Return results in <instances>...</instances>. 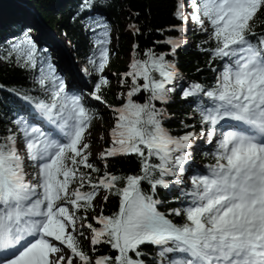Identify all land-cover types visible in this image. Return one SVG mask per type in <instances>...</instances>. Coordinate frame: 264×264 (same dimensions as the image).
I'll use <instances>...</instances> for the list:
<instances>
[{
	"label": "snow or ice",
	"instance_id": "snow-or-ice-1",
	"mask_svg": "<svg viewBox=\"0 0 264 264\" xmlns=\"http://www.w3.org/2000/svg\"><path fill=\"white\" fill-rule=\"evenodd\" d=\"M93 2L83 0L82 9ZM189 7L191 14L186 15L183 0H178L174 15L208 32L215 47L206 51L227 62L213 87L193 84L183 98H207V104L201 99L197 111L201 125H207L209 143L218 125L228 130L216 141L207 174L193 175L191 188L182 191L185 206L168 213L159 210L161 201L154 196L158 187L184 183L196 136H172L162 124L164 113L153 103H166L175 90L169 87L176 78L175 65L152 51L146 53L147 60L131 64L125 76L132 77L133 87L125 102L113 109L112 146L101 158L134 154L141 160L142 174L121 177L105 172L93 182L81 167L100 171L89 162L86 138L95 113L81 95L66 90L50 63L37 57L36 44L27 33L12 45L10 55L15 54L21 66L36 69L40 60L35 82L49 99H24L55 127L45 130L20 117L14 121L17 132L9 130L0 137V264H73L74 259L80 264H145L139 259L145 255L142 245L158 247L160 256L175 254L170 264H264V34L255 31L264 19V14L257 16L264 0H191ZM97 24L103 28L95 41L98 59L90 63L103 73L109 63L110 29L106 23ZM168 43L175 54L179 45ZM107 85L101 75L92 98L104 103L101 92ZM140 92L149 93L147 102L133 99ZM199 134L203 136V129ZM153 157L159 163H151ZM26 161L35 169L31 178ZM122 180L124 185L117 187ZM143 181L151 185V194L142 188ZM85 182L90 191H81ZM74 183L78 186L72 188ZM100 189L120 197L119 211L98 217L101 228L86 227L92 232V245L109 244L118 255L92 260L80 247L78 235L84 233L79 228L84 225L78 227L75 213L87 211ZM170 216H182L183 223ZM65 249L70 254L57 255Z\"/></svg>",
	"mask_w": 264,
	"mask_h": 264
},
{
	"label": "trees",
	"instance_id": "trees-1",
	"mask_svg": "<svg viewBox=\"0 0 264 264\" xmlns=\"http://www.w3.org/2000/svg\"><path fill=\"white\" fill-rule=\"evenodd\" d=\"M82 3L83 0H0V58L3 59V62H0V137L8 135L9 130L17 132V125L14 123L16 119L24 117L29 120L36 117L31 113L34 105L24 99L25 96L46 101L49 99V96L45 95L35 82L39 76L40 60L38 59L36 69L21 66L20 63H17L16 55H10L12 45L23 39L27 33L36 44L37 57L42 58L45 55L44 51L30 31L37 32L39 29H43L45 32H49L51 38L55 33H58L65 36L66 41L70 43L74 60L81 63L77 69L82 71L84 67L89 68L88 64L91 59H98L95 46V41L98 38L97 33L100 30L98 21L100 24L106 23L109 28H114L119 32L121 36L118 46L120 54L122 56L131 55L129 65H124L122 62L110 65L118 78L116 86L123 88L127 93L133 87L132 77L125 76V73L131 71V64L137 60H147L146 53L149 51L156 55H164L166 60L175 65V72L182 76L186 84H180L173 92L169 93L166 103L153 101L157 109L164 113L163 126L174 137H182L186 133H195L201 129L206 130L207 125L200 123L197 108L201 99L207 104V98L189 97L185 99L183 92L193 84H201L206 88L213 87L226 60L213 59L212 53L206 51V49L215 47V42L208 38V32L196 30L190 34L191 42H187L186 24L174 15L178 0H94L91 8L87 9H82ZM91 13L96 14L98 19H91ZM122 14L125 15V21L128 22L132 33L129 42L124 39L122 25L125 21L122 20ZM262 14H264V9L257 16L260 17ZM29 23L33 27H28ZM37 26L40 28L38 29ZM93 28L95 31L92 30ZM180 28L185 30L180 31ZM136 29H139V32ZM255 31L258 34H264V19L256 24ZM168 41L176 42L179 45L175 48V54H173V44ZM50 62L49 60L48 63ZM90 67L93 72V67ZM156 75L158 76V73ZM85 79L89 82L90 87L92 84L98 83L93 75H88ZM139 83L142 84L143 81H139ZM115 90L110 86H102L101 95L104 103L93 98L90 99V97L86 100L83 99L86 107L95 113L94 120L100 117L99 104L115 109L125 102L118 98ZM91 94L92 92L88 93L89 96H92ZM148 96L149 93L140 92L133 99L138 103H145ZM219 131L222 132L221 129ZM19 138L18 134L17 140ZM111 146L112 144L109 145L105 139L102 145L103 150ZM215 148L201 146L198 152H194V158L208 166L214 163L212 154ZM150 162L159 163L155 157ZM102 164V166H95L100 169L99 172H92L91 169L83 167H81V171L91 175L93 182L102 178L105 172L121 177L142 174L141 160L134 154L106 157L102 159ZM31 170L35 172L32 167ZM165 179L174 180L175 178L165 177ZM124 183L123 180L118 182L117 187H122ZM174 185V183L170 184L166 189L157 188L154 198L161 201L158 207L162 212L168 213L171 209L185 206L182 191ZM77 186L78 184L74 183L71 187ZM142 188L151 194V185L146 181L142 182ZM190 188L185 186L183 190ZM90 190V186L85 182L81 191ZM101 191L105 190L100 189L99 193ZM106 196L108 198L104 199L99 211L95 208L93 200L87 211L80 209L75 213L78 217L77 223L84 225L79 230L84 235L77 234L80 247L92 260L102 256L115 257L118 255L109 244L92 245L91 239L89 243L86 241L85 232L91 231L86 227L88 224L94 228H101L102 225L97 223L98 217L101 215L110 217L119 211L120 197L108 192H106ZM70 211L75 210L70 207ZM169 218L177 224L183 223L182 216H170ZM141 249L145 255L139 259H143L145 264H162L161 259L156 256L157 250L153 245H142ZM130 255L132 254L130 253ZM171 259L166 260L170 261Z\"/></svg>",
	"mask_w": 264,
	"mask_h": 264
},
{
	"label": "rangeland",
	"instance_id": "rangeland-1",
	"mask_svg": "<svg viewBox=\"0 0 264 264\" xmlns=\"http://www.w3.org/2000/svg\"><path fill=\"white\" fill-rule=\"evenodd\" d=\"M183 3L185 5V14L190 15L192 9L189 7L191 4V0H183ZM91 19H98V16L94 13H91ZM122 20H126V17L124 14H122ZM4 17V16H3ZM26 24V22H23ZM123 34H124V39L126 41H130L132 33L129 28L128 22L125 21L123 23ZM28 27H33L30 23L28 24ZM36 27V26H35ZM38 27V26H37ZM187 27V42L190 43V34L196 30H200L197 25L191 19H189L186 23ZM40 27H38L39 29ZM100 29L97 33L99 37V33L103 31V28L98 26ZM109 38H110V43L107 45L109 49V63L105 67V70L103 73H98L97 70L94 68V66L89 63V68L84 67L82 71H79L77 68L81 64L77 61L74 60L72 53H71V48H70V43L66 41L65 36H61L58 33H55L54 37L51 38L49 36V32H45L43 29H39L37 32H31L32 36L38 41L41 49L44 51V56L42 57L44 60L45 64H48V61L50 60V64L53 66L55 73L57 76L62 78L66 84V90L69 91L72 94H77L81 95L83 99H87L90 97L92 99V96H89L88 93L94 91V86L95 84H92L91 87L88 84L89 82L86 81V77L88 75H93L96 79V81L99 82L100 76H104L108 80V85L110 87H113L118 95V98L122 101L126 100V92L123 88L117 87L116 84L118 82V78L116 76V72H114L113 68L110 67L112 63H120L122 62L124 65H129L131 63V55L127 54L125 56H122L120 54V51L118 49V46L120 44V39L121 36L119 35V32L115 30L114 28H109ZM45 32V33H44ZM92 32V30H91ZM8 38V37H5ZM227 62V58H225ZM0 62H3V59L0 58ZM225 62V63H226ZM39 68H40V63H39ZM90 66L93 67V72L90 70ZM75 77V78H74ZM76 80V81H75ZM76 82L77 86L76 88H72V83ZM186 84V81L183 80L182 76L178 73H176V78L173 81L169 87L171 88H176L180 84ZM72 89V90H71ZM44 93V92H43ZM45 95L49 96V94L44 93ZM100 109V117L97 120H94L92 123V126L89 128L88 132L86 133V138H87V143L89 144V149L88 151L91 153V156L89 158V161L93 163L95 166H102V158H101V153L104 151L102 145L104 143V140L106 139L109 143V145L112 144V138L110 136V132L112 128L114 127L115 120H116V114L114 113L113 109L111 107H105L102 104L98 105ZM36 111V110H35ZM39 113L34 114L38 118ZM41 119V117H39ZM27 120V119H26ZM29 124H32L34 126H40L38 124L32 123L31 120H27ZM48 127H52L54 125L49 124ZM41 127V126H40ZM204 134L201 136L199 133L200 131H196V136L193 138L192 142V148L190 149L192 153V157L188 164L185 165V172L182 175V178L184 180L183 184H175L176 188L180 191H183V187H191V177L196 174H207L208 168L206 165H204L200 160H197L194 158V155L196 152H198V147L203 146L204 148L207 147H216V141L220 138L221 132H217L216 136L213 137L212 143H209L208 140L206 139L208 132L207 128L206 130L203 131ZM22 140L21 138L18 139V147L20 150L23 152V146H22ZM197 147V148H196ZM195 152V153H194ZM31 162L26 161V171L30 174L29 178H31V174H34L33 170H30L31 168ZM106 196L105 191H101L99 195H97L94 198V206L95 208L99 211L102 203L104 202V197ZM81 224H78V227ZM81 228V227H80ZM79 228V230H80ZM71 231V229L69 230ZM86 234V241L87 243L90 242V239L92 237V232H85ZM156 248V246H154ZM157 250V248H156ZM161 249H158L156 251V256L161 259L162 264H170V261H167L169 257H173L174 254H165V256H160L159 252ZM70 250H65V255L69 254ZM73 264H80L78 259L73 260Z\"/></svg>",
	"mask_w": 264,
	"mask_h": 264
},
{
	"label": "bare ground",
	"instance_id": "bare-ground-1",
	"mask_svg": "<svg viewBox=\"0 0 264 264\" xmlns=\"http://www.w3.org/2000/svg\"><path fill=\"white\" fill-rule=\"evenodd\" d=\"M51 32V31H50ZM45 33V32H44ZM54 33V32H53ZM52 36V35H51ZM75 78V77H74ZM76 81V80H75ZM73 82L72 83V88H76V86L78 85L76 82ZM77 84V85H76ZM72 90V89H71ZM32 114H37V111H35V109L33 108L32 109V112H31ZM39 115V117H41V119L38 117V118H35V117H32V118H30L29 120H31L32 121V123H35V124H38V125H40L41 127H43L45 130H53L54 129V127L55 126H52V127H48V123H47V120L44 118V117H42L40 114H38ZM217 128H220V126L218 125L217 126ZM213 141V140H212ZM197 148V147H196ZM198 148H200V147H198ZM57 244H58V242H56ZM61 247H63V246H61ZM159 248L157 247V250H158ZM66 250V249H65ZM60 254H65V251H64V253H58L57 255H60ZM70 254V253H69ZM175 256V254L173 255V257ZM173 257H169V258H173Z\"/></svg>",
	"mask_w": 264,
	"mask_h": 264
}]
</instances>
